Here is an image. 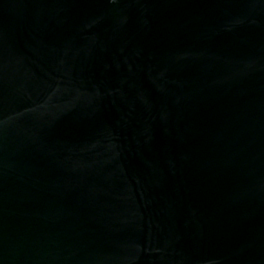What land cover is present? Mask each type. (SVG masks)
<instances>
[{"label": "water", "instance_id": "1", "mask_svg": "<svg viewBox=\"0 0 264 264\" xmlns=\"http://www.w3.org/2000/svg\"><path fill=\"white\" fill-rule=\"evenodd\" d=\"M0 264H264V0H0Z\"/></svg>", "mask_w": 264, "mask_h": 264}]
</instances>
